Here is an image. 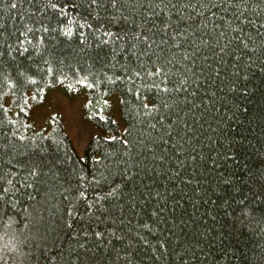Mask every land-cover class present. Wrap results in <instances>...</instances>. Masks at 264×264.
<instances>
[{
	"label": "trees",
	"instance_id": "16d2710c",
	"mask_svg": "<svg viewBox=\"0 0 264 264\" xmlns=\"http://www.w3.org/2000/svg\"><path fill=\"white\" fill-rule=\"evenodd\" d=\"M53 89L83 155L34 121ZM0 236V264H264V0H0Z\"/></svg>",
	"mask_w": 264,
	"mask_h": 264
},
{
	"label": "rangeland",
	"instance_id": "374dc122",
	"mask_svg": "<svg viewBox=\"0 0 264 264\" xmlns=\"http://www.w3.org/2000/svg\"><path fill=\"white\" fill-rule=\"evenodd\" d=\"M86 101L84 94L79 93L66 97L59 89H53L45 93L41 100L31 103L32 116L37 124H41L54 112H60L67 133L75 143L78 154L83 155L86 142L97 129L87 121ZM112 109L115 116L120 117L119 103L114 98L112 99Z\"/></svg>",
	"mask_w": 264,
	"mask_h": 264
},
{
	"label": "clouds",
	"instance_id": "9594fccd",
	"mask_svg": "<svg viewBox=\"0 0 264 264\" xmlns=\"http://www.w3.org/2000/svg\"><path fill=\"white\" fill-rule=\"evenodd\" d=\"M15 252L17 251V246L11 241L5 242L4 237L0 236V259H2L5 249Z\"/></svg>",
	"mask_w": 264,
	"mask_h": 264
}]
</instances>
